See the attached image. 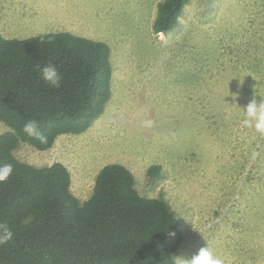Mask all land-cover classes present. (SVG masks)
<instances>
[{"label":"rangeland","instance_id":"374dc122","mask_svg":"<svg viewBox=\"0 0 264 264\" xmlns=\"http://www.w3.org/2000/svg\"><path fill=\"white\" fill-rule=\"evenodd\" d=\"M40 1L0 0L3 36L60 30L55 18L88 27L111 50V98L85 132L47 150L21 142L15 156L62 162L81 201L104 165L121 163L141 195L175 211L177 264L202 247L223 264H264V135L242 110L264 100V0H191L164 34L152 31L160 0Z\"/></svg>","mask_w":264,"mask_h":264},{"label":"trees","instance_id":"16d2710c","mask_svg":"<svg viewBox=\"0 0 264 264\" xmlns=\"http://www.w3.org/2000/svg\"><path fill=\"white\" fill-rule=\"evenodd\" d=\"M190 1H158L153 33L171 31ZM46 65L58 69V88L41 79ZM112 72L104 41L69 31L21 39L0 31V122L9 128L0 134V164L13 166L0 182V223L13 233L0 245V264H177L175 211L164 199L141 195L125 165H104L81 201L62 162L38 167L14 154L21 142L47 150L62 134L85 132L111 98ZM28 120L38 121L47 143L22 131Z\"/></svg>","mask_w":264,"mask_h":264},{"label":"clouds","instance_id":"9594fccd","mask_svg":"<svg viewBox=\"0 0 264 264\" xmlns=\"http://www.w3.org/2000/svg\"><path fill=\"white\" fill-rule=\"evenodd\" d=\"M41 79L50 87L58 88L61 82V75L58 69L52 65H46L39 69ZM240 108V107H239ZM242 109V108H240ZM243 110V124L253 128L257 133L264 135V100L259 103L253 97ZM150 123V122H149ZM22 131L29 137H34L40 143H47V136L39 131V124L36 120H28L24 123ZM13 172L11 164H0V182L6 181ZM13 238V233L5 223H0V245L6 244ZM180 264H223L219 258L208 247H202L191 259H181Z\"/></svg>","mask_w":264,"mask_h":264},{"label":"crops","instance_id":"0c3cea01","mask_svg":"<svg viewBox=\"0 0 264 264\" xmlns=\"http://www.w3.org/2000/svg\"><path fill=\"white\" fill-rule=\"evenodd\" d=\"M45 1V0H44ZM32 3H33V5L35 6V5H38V4H40L41 3V1L40 0H32ZM36 3H38V4H36ZM68 4V3H67ZM46 18H48V17H46ZM56 19V21L57 22H62L63 24H64V27L63 28H61L60 30H56V31H69V32H72V33H76V32H78V34L77 35H81V36H85V37H90L91 35H92V32L89 30V28L88 27H83V28H80V27H77V25H78V23H74V22H70V21H68V20H66V19H58V18H55ZM50 24H53V22H52V19L51 20H49L48 21ZM54 26H55V24H53ZM1 31V33L3 34V31L2 30H0ZM4 35V34H3ZM95 39L96 40H101V41H103L104 39L103 38H96L95 37ZM104 42H107V40L105 41L104 40ZM109 45V44H108ZM101 116H102V114H101ZM101 116L99 117V118H97L93 123H92V125L89 127V128H91L94 124H97V122L98 121H100V119H101ZM103 118V117H102ZM103 126H105V125H103ZM102 126V127H103ZM101 127V128H102ZM88 128V129H89Z\"/></svg>","mask_w":264,"mask_h":264}]
</instances>
